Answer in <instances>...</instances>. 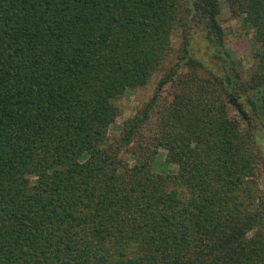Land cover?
I'll return each mask as SVG.
<instances>
[{
  "label": "trees",
  "instance_id": "16d2710c",
  "mask_svg": "<svg viewBox=\"0 0 264 264\" xmlns=\"http://www.w3.org/2000/svg\"><path fill=\"white\" fill-rule=\"evenodd\" d=\"M258 132L264 0H0V264H264Z\"/></svg>",
  "mask_w": 264,
  "mask_h": 264
},
{
  "label": "rangeland",
  "instance_id": "374dc122",
  "mask_svg": "<svg viewBox=\"0 0 264 264\" xmlns=\"http://www.w3.org/2000/svg\"><path fill=\"white\" fill-rule=\"evenodd\" d=\"M221 23L225 28L226 37L228 39L227 46L233 56V58L241 65L244 72H248L251 68L252 58L251 53L253 48L251 47L252 32L243 21L231 13L229 7L223 4L220 12ZM179 31L176 30L172 35V45L174 48H178L180 44ZM192 47L197 52L198 57L204 61V63H211L212 58L207 53V46L201 36L195 35L192 41ZM160 74V71L156 72L151 80L144 86L137 87L134 90L122 95L118 104L122 111L121 115L117 118L116 124L110 128V134L117 133V126L128 117L138 107H142L149 96L152 94L154 88V81ZM258 143L264 152V137L258 132ZM160 171H166V167L160 166ZM260 185L264 188V180L260 181Z\"/></svg>",
  "mask_w": 264,
  "mask_h": 264
}]
</instances>
